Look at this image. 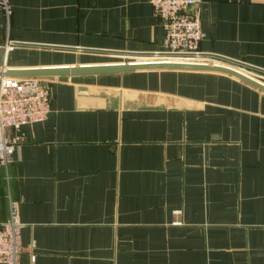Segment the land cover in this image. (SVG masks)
Here are the masks:
<instances>
[{"label":"crops","instance_id":"0c3cea01","mask_svg":"<svg viewBox=\"0 0 264 264\" xmlns=\"http://www.w3.org/2000/svg\"><path fill=\"white\" fill-rule=\"evenodd\" d=\"M9 1L5 71L122 63L163 42L149 0ZM197 8L199 51L264 75V0ZM38 79L49 112L0 164L19 264H264V93L206 71Z\"/></svg>","mask_w":264,"mask_h":264},{"label":"built area","instance_id":"2783aa9c","mask_svg":"<svg viewBox=\"0 0 264 264\" xmlns=\"http://www.w3.org/2000/svg\"><path fill=\"white\" fill-rule=\"evenodd\" d=\"M149 2L163 30L161 48L154 52L153 57L189 63L223 62L229 66L239 67L199 51V44L205 35L197 8L199 0H149ZM0 12L8 30L12 15L9 0H0ZM50 101V90L44 80L0 76L2 166L7 167L13 161L14 153L21 144L22 138L16 132L25 125L43 121L49 112ZM21 227L15 204L10 202L8 217L0 224V264H19L23 250L20 241Z\"/></svg>","mask_w":264,"mask_h":264},{"label":"water","instance_id":"95a60500","mask_svg":"<svg viewBox=\"0 0 264 264\" xmlns=\"http://www.w3.org/2000/svg\"><path fill=\"white\" fill-rule=\"evenodd\" d=\"M18 42H14L17 44ZM144 55V54H137ZM151 56L154 53L150 54ZM164 54H157V56H163ZM208 55V54H207ZM224 62L237 65L239 67H246L257 70L243 64L237 60L224 58L217 55H208ZM148 70H185V71H206L214 72L235 78L256 90L264 93V84L255 80L251 76H248L234 68H228L218 64H206V63H189V62H178L174 60L160 61V60H147L138 61L131 63H111V64H94V65H83V66H68V67H57V68H35L25 70H9L5 71L0 69V76H8L15 78H40V77H54V76H85V75H100V74H117L125 73L130 71H148ZM264 72V70H259Z\"/></svg>","mask_w":264,"mask_h":264},{"label":"rangeland","instance_id":"374dc122","mask_svg":"<svg viewBox=\"0 0 264 264\" xmlns=\"http://www.w3.org/2000/svg\"><path fill=\"white\" fill-rule=\"evenodd\" d=\"M13 41L15 40H12V35H10L9 33L5 34V35H2L0 37V52L5 55L7 52H9L15 44H13ZM147 60H160V61H167L168 59L164 58V57H147V58H142V57H130V56H127V57H124L121 59V61H123L122 63H131V62H138V61H147ZM223 63V62H222ZM209 64H214L213 62H209ZM233 67V66H231ZM233 68H236V69H240L244 72V74L248 75V76H251L253 78H255V80L261 82L264 84V75L263 74H259L257 72H253V71H249L243 67H233ZM239 71V70H238ZM242 72V73H243ZM250 73V74H249Z\"/></svg>","mask_w":264,"mask_h":264}]
</instances>
